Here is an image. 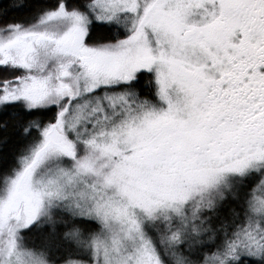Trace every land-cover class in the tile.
<instances>
[{
  "label": "snow or ice",
  "instance_id": "1",
  "mask_svg": "<svg viewBox=\"0 0 264 264\" xmlns=\"http://www.w3.org/2000/svg\"><path fill=\"white\" fill-rule=\"evenodd\" d=\"M0 264H264V0H0Z\"/></svg>",
  "mask_w": 264,
  "mask_h": 264
}]
</instances>
